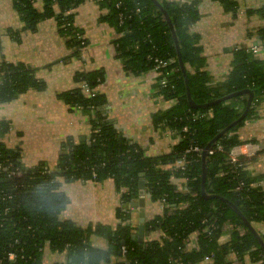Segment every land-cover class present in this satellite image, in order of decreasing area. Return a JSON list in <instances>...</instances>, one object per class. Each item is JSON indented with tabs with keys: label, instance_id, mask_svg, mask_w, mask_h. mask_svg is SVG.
Listing matches in <instances>:
<instances>
[{
	"label": "trees",
	"instance_id": "1",
	"mask_svg": "<svg viewBox=\"0 0 264 264\" xmlns=\"http://www.w3.org/2000/svg\"><path fill=\"white\" fill-rule=\"evenodd\" d=\"M38 1L42 4L41 10L35 7ZM158 1L170 19L176 44L153 0H96V3L105 11L99 20L119 34L114 45L128 72L137 75L152 70L154 58L170 61L160 70L157 89L163 99L173 101V105L154 112L151 118L155 126L176 130L186 126L187 132H182V140L167 154L144 156L137 143L123 138L118 141L119 133L101 110L106 103L105 96L98 92L92 96L83 93L81 83L95 90L102 82V72H76L74 80L79 86L58 93L57 97L70 108H80L89 114L91 132L86 139L75 141L68 137L62 142L55 170L41 162L32 168L23 167L19 151L0 143V162H12L20 170V175L11 179L0 173V264H42L45 244L53 252L66 253L64 263L53 264H99L112 256L118 257L116 264H124L120 259L122 246L126 247L124 259L129 264H197L204 259H210L212 264H233L230 255L241 264L245 256L256 264H264V248L260 244L264 237L247 227L228 204L236 207L250 223L264 221V189L255 184L264 179V175L249 176L245 169L246 158H240L244 164L240 168L227 162L230 148L242 144L234 132L254 116L264 97V63L253 57L250 48H235L225 93L207 88L206 73L191 74L187 70V66L197 67L204 61L198 36L190 32L191 25L199 17L197 4L200 0ZM82 2L84 0H12V6L28 31H35L39 21L53 18L58 34L73 50L72 54L78 56L87 42L78 37L83 33L74 25L73 9ZM218 2L233 14L236 12L237 2ZM248 13L264 17V5ZM255 34L264 48V28H258ZM44 86L29 66L0 64V103L10 102L28 89L40 90ZM187 87L197 107L189 106ZM243 91L251 92V102L245 117L234 124L249 98L245 93L236 94ZM225 95L230 97L201 106ZM8 129L9 123L0 121V138ZM189 144L202 148L201 156L190 154L184 169L166 170L165 165ZM172 176L186 178L188 191H176L169 183ZM108 178L113 179L116 189L126 188L122 195L123 205L137 200L140 180L144 181V191L152 201L163 198L162 214L147 221L144 227L147 232L159 229L171 240L137 242L131 239L130 226L119 224L112 229L95 224L82 228L71 220L59 218L68 203L60 190L61 181L101 182ZM3 194L11 198L2 199ZM210 194L213 197H206ZM169 209L172 210L168 213ZM129 214L120 206L116 209L120 220L129 219ZM225 222L241 227L243 233L230 232L229 239L220 243L218 238ZM204 228H208L209 233L198 235L197 249L184 250V239ZM92 235L104 238L107 249L93 247ZM9 252L17 256L13 262L7 258Z\"/></svg>",
	"mask_w": 264,
	"mask_h": 264
},
{
	"label": "crops",
	"instance_id": "2",
	"mask_svg": "<svg viewBox=\"0 0 264 264\" xmlns=\"http://www.w3.org/2000/svg\"><path fill=\"white\" fill-rule=\"evenodd\" d=\"M165 1L181 3L191 0ZM233 1L237 2L234 14L218 0H200L197 4L199 17L190 27V32L198 36L204 61L197 67L187 66V70L191 74L196 71L206 73L205 86L219 94H224L226 90L225 84L233 66L232 51L259 46L255 32L264 28V17L248 13L249 10L257 11L264 5V0ZM35 7L41 10V2H36ZM73 12L74 25L82 30L87 42L78 56L72 54L73 50L58 34L53 18L39 21L35 31L25 30L12 0H0V64H25L45 85L44 89H28L12 101L0 103V121L9 123V129L0 142L19 151L23 167L32 168L41 162L50 170H55L62 142L68 137L75 141L81 137L86 139L91 132L89 114L80 108H70L57 94L79 86V82L74 80L76 72L101 71L103 79L95 89L106 98L101 110L123 140L137 143L144 156L170 152L176 144L175 138L165 127L155 126L151 118L154 112L164 111L173 105V101H166L158 93V74L148 70L134 75L124 68L114 45L119 34L99 20L105 11L98 7L96 0H84ZM253 57L264 63V48L259 46ZM234 134L242 143L254 146L252 150L255 151L247 159L245 168L249 176L264 175V97L254 116L245 120ZM255 184L264 189V179ZM60 190L68 199L59 214L60 219L71 220L82 228L102 224L114 229L120 224L116 216L119 193L113 179L101 182L61 181ZM142 191L145 224L160 215L161 211L159 201H152L146 191ZM142 195L139 194L138 198ZM128 220L132 234L136 233L139 224L137 211L130 212ZM252 226L264 237V221L252 222ZM160 238V230L154 229L145 231L143 241ZM189 239L188 250L197 249L193 234ZM228 239L229 233L223 232L218 242L225 243ZM90 243L101 250L108 247L107 241L98 235H92ZM66 258L65 252H53L48 245L42 250V264L64 263ZM117 261L118 257L112 256L99 264H116ZM235 262L241 264L237 260ZM243 264L256 263L245 256Z\"/></svg>",
	"mask_w": 264,
	"mask_h": 264
},
{
	"label": "built area",
	"instance_id": "3",
	"mask_svg": "<svg viewBox=\"0 0 264 264\" xmlns=\"http://www.w3.org/2000/svg\"><path fill=\"white\" fill-rule=\"evenodd\" d=\"M78 37H79V39L83 38L82 35H79ZM259 46H262L261 42H259ZM259 46L255 45V46H252L250 49L254 53H256L257 48ZM153 61L155 62V65H154V68L152 69V71L157 73L158 76H161V71H160L161 68L165 67L167 64L170 63L169 60L168 61L167 60H162L160 58H154ZM161 83H163V81H161ZM80 86L82 88L83 93L86 94V95L88 94L89 96H92V95L95 94V92H97L94 89H89V87L86 84L81 83ZM196 116H198V115H196ZM165 128H166L167 132L173 138H175L176 144L182 140V138H183L182 132H187V130H188V128L186 126H183L180 130H176V129L168 128V127H165ZM253 147L254 146H252L248 142H245V143L238 144V145H235L232 148H230V150L227 153V162H228V164H230L234 168L242 167L244 164L242 163L240 158L243 157V158L248 159L249 157H251V155L255 151L254 149L252 150ZM217 150H220V148L217 147ZM202 152H203V150L199 146L194 145V144H189L181 152V154H179L177 156H174L173 160L171 162H168L165 165V169L168 170V171L184 169L187 166V164L189 163V160L187 158L188 155L193 154L194 156L199 157V156H201ZM209 152H211V151H209ZM46 171L48 172L49 170L46 169ZM0 173L4 174L7 179H11L13 176L20 175V170L18 168L14 167L12 162H4V163L0 162ZM186 181H187L186 178L180 179V178H177L175 176H172L170 178L169 183L175 186V190L176 191L187 192L188 189H187V186H186ZM126 191H127L126 188H121V189L118 190V193H119V206H120L121 210L124 211V212L128 211V213L137 211L136 207H133L132 205H129V204L128 205H123L122 195ZM1 198L2 199L11 198V195L3 194L1 196ZM158 201H159V209L161 211L160 214H162V212H163V210L165 208V200L163 198H161ZM183 206H185V204ZM171 210L172 209H169L167 212L169 213V212H171ZM119 222H120V224H122L124 226H129V224H130V221L128 219L127 220H119ZM210 226L213 227L212 224ZM221 230H222V233L223 232L230 233V232H233V231H237L239 234L243 233V229L241 227H239V226H237L235 224L229 223V222H225L222 225V229ZM203 232H208L209 233L208 228H204V229H202V231L195 230L192 233L196 242H197L198 235H200ZM160 237H161L160 239H155V240H158V241H160L161 239L171 240V237L166 235V234H164L162 231H160ZM189 238H190V235L186 239H184V241H183V244H184L183 249L184 250H186V249L188 250L189 249L188 248V243L190 241ZM151 241H154V240H151ZM45 245H47V244H45ZM44 246H43V248H44ZM125 252H126V247L122 246L121 250H120V253H121L120 259L123 260L124 264H129L128 261H126L124 259ZM7 258L10 261L13 262L17 258V256H16L15 253L9 252L7 254ZM229 260H231L233 264L237 263V262H235L236 258L235 257H231V255L229 257ZM203 261L208 262V264H212L210 259H204ZM201 262H199L197 264H200Z\"/></svg>",
	"mask_w": 264,
	"mask_h": 264
},
{
	"label": "water",
	"instance_id": "4",
	"mask_svg": "<svg viewBox=\"0 0 264 264\" xmlns=\"http://www.w3.org/2000/svg\"><path fill=\"white\" fill-rule=\"evenodd\" d=\"M153 2L155 3V5L157 6V8L162 12V16H163V19L165 20V22L167 23L168 25V28H169V31H170V34L172 35V38L176 44V37H175V33H174V29L172 27V24L170 22V19L166 13V11L163 10L160 2L158 0H153ZM177 48V47H176ZM178 49V48H177ZM241 93H245L248 95V101H247V104H246V107H245V110L243 113H241V115L233 122L234 124L239 122L240 120H242L244 117H245V113L246 111L248 110V107L250 105V102H251V92L250 91H243V92H238L236 94H241ZM230 97V95H225V96H222L212 102H208V103H205L203 105H201L202 107H206L208 105H211V104H214V103H217L219 101H222L226 98ZM186 98H187V101H188V104L189 106L191 107H197L198 105L193 103L191 98H190V95H189V90H188V87H187V90H186ZM85 139L84 137H81L80 140H83ZM122 139V135L119 134L118 135V141L120 142ZM206 153V151H204V154ZM144 189V181L143 180H140L139 181V194L142 195L144 194L143 193V190ZM205 195V194H204ZM206 197H213L211 194L210 195H206ZM230 206H232L235 211L238 213V215L241 217V219L243 220V222L245 223V225L247 227H249L250 229H252L255 234H258L256 232V230L253 228L252 226V223L248 222L246 220V218L241 214V212L236 208L234 207L231 203H228ZM131 205L133 207H136L137 208V215H138V226H137V230H136V233L132 234L131 235V239L133 240H136L137 242H143V239H144V233H145V227H144V222H145V219H144V205H145V200L143 198V195L140 196L139 198H137L136 202H132ZM260 244L261 246L264 248V241L261 240L260 241Z\"/></svg>",
	"mask_w": 264,
	"mask_h": 264
},
{
	"label": "rangeland",
	"instance_id": "5",
	"mask_svg": "<svg viewBox=\"0 0 264 264\" xmlns=\"http://www.w3.org/2000/svg\"><path fill=\"white\" fill-rule=\"evenodd\" d=\"M149 197V196H148ZM152 202V201H151ZM148 204H149V198H148Z\"/></svg>",
	"mask_w": 264,
	"mask_h": 264
}]
</instances>
